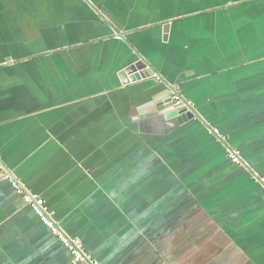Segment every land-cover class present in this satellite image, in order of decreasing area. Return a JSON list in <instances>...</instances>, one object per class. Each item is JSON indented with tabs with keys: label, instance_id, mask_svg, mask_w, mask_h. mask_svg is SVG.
<instances>
[{
	"label": "crops",
	"instance_id": "1",
	"mask_svg": "<svg viewBox=\"0 0 264 264\" xmlns=\"http://www.w3.org/2000/svg\"><path fill=\"white\" fill-rule=\"evenodd\" d=\"M0 166L100 264H264V0H0ZM5 262L72 256L0 176Z\"/></svg>",
	"mask_w": 264,
	"mask_h": 264
},
{
	"label": "built area",
	"instance_id": "2",
	"mask_svg": "<svg viewBox=\"0 0 264 264\" xmlns=\"http://www.w3.org/2000/svg\"><path fill=\"white\" fill-rule=\"evenodd\" d=\"M169 102L178 109H184L186 112L195 113L194 105L191 102L186 101L177 90H173L169 97ZM214 134L219 137L221 142L225 141V138L221 136L218 131H214ZM228 153L234 164L246 168L247 164L242 159L239 152L229 149ZM253 178L258 181L264 187V177L259 175L255 171H251ZM0 176L10 180L16 192L22 196L25 205L32 208L35 214L39 217L43 225H45L54 235L57 236L59 241L66 247L72 256L73 264H100L98 261L87 255L84 251V246L79 238H72L68 236L56 223L53 218V213L48 207L46 201L37 194L28 192L24 186L15 181L7 173H4L0 166Z\"/></svg>",
	"mask_w": 264,
	"mask_h": 264
},
{
	"label": "water",
	"instance_id": "3",
	"mask_svg": "<svg viewBox=\"0 0 264 264\" xmlns=\"http://www.w3.org/2000/svg\"><path fill=\"white\" fill-rule=\"evenodd\" d=\"M155 76V70L142 57H139V60L136 63H133L127 67V69L122 71L120 74L123 85L144 79L154 78ZM166 104V109H172V111H170V113L166 114L165 116V118L168 120L175 119L179 125H183L196 118V113H189L184 109L175 108V106H173L169 100ZM3 264L11 263L5 262Z\"/></svg>",
	"mask_w": 264,
	"mask_h": 264
}]
</instances>
